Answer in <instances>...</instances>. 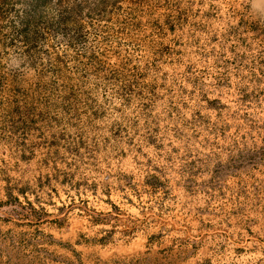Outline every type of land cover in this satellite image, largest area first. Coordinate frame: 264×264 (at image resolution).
Listing matches in <instances>:
<instances>
[{
	"label": "rangeland",
	"instance_id": "374dc122",
	"mask_svg": "<svg viewBox=\"0 0 264 264\" xmlns=\"http://www.w3.org/2000/svg\"><path fill=\"white\" fill-rule=\"evenodd\" d=\"M0 264H264V0H0Z\"/></svg>",
	"mask_w": 264,
	"mask_h": 264
}]
</instances>
